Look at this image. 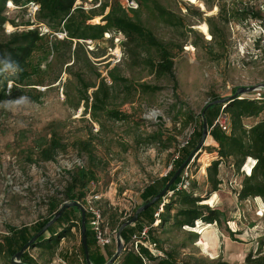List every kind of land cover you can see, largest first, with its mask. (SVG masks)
<instances>
[{"label": "rangeland", "instance_id": "rangeland-1", "mask_svg": "<svg viewBox=\"0 0 264 264\" xmlns=\"http://www.w3.org/2000/svg\"><path fill=\"white\" fill-rule=\"evenodd\" d=\"M101 1L77 0L76 7L90 11ZM157 1L184 22L175 27L162 20L152 4L139 7L143 24L173 49L175 88L170 77H158L125 54L121 33H106L92 43L82 40L85 45L78 53V62L73 54L75 42L72 46L56 44L55 27L36 18V25H44L43 32L47 31L29 66L30 80L35 83L30 87L35 88L32 93L39 99L34 101L11 91L0 100V242L2 236L9 234L10 226H33L47 218L51 214L52 198L58 202L66 200L63 192L71 181L70 174L81 167L92 173L86 198L98 196L97 204L105 212V223L111 228L112 213L117 220H128L142 203L144 188L172 169L178 147L186 143L193 131V125H183L179 110L189 108L198 115L214 95L224 98L233 95L239 87L264 83V19L241 16L238 12L246 8L264 18V0ZM223 6L230 16L226 24L221 17ZM6 12L10 21L0 28V41L15 30H24L30 22L27 10L12 8ZM209 17L223 31L216 39H212ZM101 22L102 16L89 20L93 24ZM114 67L119 75L138 84L159 85L162 89L155 93L139 92L125 102V94L117 92L109 108L128 114V119L118 121L102 114L96 121L90 110L85 111L84 103L74 107L77 83L73 73L82 70L88 81L98 82L97 74L108 78L109 70ZM13 72L8 69L2 78ZM108 82L111 83L110 79ZM13 85L9 81L8 90ZM262 93L264 89L244 96L259 98ZM221 117L225 118L226 114L222 113ZM262 117L263 114L249 118L245 123L251 125ZM159 131L163 133L162 139L153 140L151 136ZM53 137L59 138L64 148L55 160L44 161L40 158L41 147L47 146ZM79 140H92L94 165L77 147ZM217 156V152L203 149L190 163L189 183L183 189L194 190L196 195L206 198L200 203L219 210L222 225L197 220L195 227L181 228L173 225L171 217L165 231L159 228L154 232L164 253L172 251L189 264L218 261L244 264L250 253L264 252V201L260 197L240 201L235 192L249 173L247 165L254 162L248 159L240 172L222 164L219 174L222 183L217 191H212L206 168ZM175 196L172 193L163 202L168 204ZM80 202L86 208L85 200ZM177 207L179 204L172 207L171 216ZM158 211L166 209L161 204ZM80 215L81 211L77 216ZM80 227H73L72 234L60 237L51 249L46 245L51 234L44 233L43 247L30 249V255L38 264H68L65 261L68 253L78 248L82 239ZM205 227L206 234L201 232ZM193 233L198 234L196 242L192 241ZM261 245L263 248L259 249ZM110 247L116 249V241ZM9 260L7 254L0 255V264H8Z\"/></svg>", "mask_w": 264, "mask_h": 264}, {"label": "trees", "instance_id": "trees-1", "mask_svg": "<svg viewBox=\"0 0 264 264\" xmlns=\"http://www.w3.org/2000/svg\"><path fill=\"white\" fill-rule=\"evenodd\" d=\"M9 1L24 10L25 8L23 6L29 1L38 2L40 4V10L37 14L38 21L47 22L48 25L54 26V32L65 31L67 33L66 37L60 40L55 36L56 44L72 46L75 42L76 46L73 54L75 58L77 57L78 62V53L81 48L84 49L83 45H85L82 40H92L94 42L102 39L106 33H121L124 37L122 41L124 52L136 65L143 64L151 73H155L158 77H170L174 81V88L176 87L177 81L174 73L175 54L173 49L169 43L159 40L143 24L139 18V8L132 10L131 12L135 14L134 16H130L129 12L123 8L120 0H103L98 7L92 8L90 11L85 10L83 6L76 7L77 0H0V28H3L10 21L9 16L6 14V5ZM95 1L97 2L98 0ZM137 1L139 7L152 4V8L166 23L175 27L184 25L181 17L167 10L157 0ZM205 2L209 6L208 2ZM238 12L241 16L251 15L250 17L253 19H264L261 14L248 11L246 8ZM96 16H102V22L89 23V20ZM221 17L225 24L230 20L225 6H223L221 11ZM208 21L210 26H212V39H216L223 31L218 25L214 26L213 18L209 17ZM25 25H30V22H27ZM43 39L44 35L37 28H32L11 32L5 40L0 41V100L6 97L11 91L12 93L18 91L22 96H26L34 101L39 99L38 96L32 93L35 88L30 87L35 83H32L30 80L31 71L29 70V66L31 65L33 54L39 49ZM256 42L259 45V41ZM86 59L90 64V59L87 57ZM75 63L76 60L73 64ZM8 69L14 72L3 79L2 77ZM85 73L82 70L73 73L77 83V102L74 104V107L78 108L81 103H84L85 111L90 110L92 117L96 121H99L98 118L102 114H106L110 118L118 121L128 119V114L116 108H109L117 92L125 94V102L126 100L132 99L139 92L155 93L162 89L159 85L148 83L138 84L129 78L123 77L116 72V67L109 70L108 78H100V74H97L98 82L88 81ZM108 79H110L111 83L108 82ZM9 81H12L14 85L12 89L8 90L7 84ZM92 88L94 89L90 93L89 91ZM218 98L217 95H214L211 101ZM203 109L198 115L189 108L179 110L180 115L183 116V125L185 127L193 125V131L186 143L178 147V156L173 160L172 169L144 188L141 194L143 201L139 206L153 199L166 186L175 171L199 143L202 136ZM222 113L226 114V130L220 126L218 121ZM262 114L263 117L260 120L251 125H246L245 121L247 119L258 118ZM205 118L207 119L210 131V137L207 143L210 144L204 145L203 149L209 150L210 153L217 152L218 155L206 168L207 180L212 185V191H217L222 183V179L219 176L220 166L222 164L230 165L236 171L240 172L247 160L251 159L254 164L249 167L247 165L249 173L244 175L241 188L235 192L240 201L257 197L262 198L264 201V93L260 94L259 98H236L227 104L212 105L207 109ZM162 136L163 133L159 131L151 137L153 140L158 141L162 139ZM76 145L81 152L88 155L90 163L94 165L96 158L93 154L94 146L92 140H79ZM63 148L64 144L61 140L53 137L47 142V146L41 147L40 158L44 161L55 160L59 151ZM70 175L71 181L63 192L65 201H84L90 191L89 182L93 179L92 173L89 172V169L81 167L76 173ZM180 181L181 175L171 185L165 196L161 197L156 203L143 211L134 225H130L122 231L125 249L113 264H189L184 260L178 259L172 251L164 253L158 238L154 236L155 230L159 228H163L164 230L165 225L170 223L171 217L174 219L173 225L181 228L184 226L195 227L197 220H202L205 224L217 223L220 226L222 225L221 212L211 208L208 204L200 203L206 198L196 195L194 190L177 189ZM170 191H174L173 193L176 195L175 200L166 204L163 200L168 196ZM65 201L58 202L57 198L53 197L49 204L51 214L33 226H23L20 228L10 226L8 228L9 234L2 236V242H0V255H8L10 259L8 264H13L11 258L57 214L59 208ZM161 204L166 209L165 212L158 211ZM175 204H179V207H177L174 216H171L170 211ZM79 211L80 209L77 207L67 208L47 229L46 232L49 231L52 237L46 244L49 249L58 243L60 237L66 236L67 233L72 234L73 227L81 225V215L79 217L77 216ZM103 215L106 217L104 211ZM111 218L113 225L110 222L109 224L111 230L116 234L124 221L117 220L115 213L111 214ZM86 219L90 260L92 264H105L115 254L116 249L110 247L111 245L99 247L90 226L91 216L88 212ZM144 226L149 227V236L153 242H156L157 249L162 254H157L140 242L138 243V248L135 247V243L138 242L135 235ZM192 235V241L196 242L198 240V234L193 233ZM54 238H56L55 241ZM44 240L43 233L37 238L34 246L23 253L22 261L24 263L38 264L37 260L30 255V249L37 246L43 247ZM114 241L115 235L112 244ZM262 248L263 246L261 245L259 249ZM65 261L68 264H88L82 239L78 248H73L68 253ZM213 264L227 263L218 261ZM244 264H264V252L260 251L256 255L250 253Z\"/></svg>", "mask_w": 264, "mask_h": 264}, {"label": "water", "instance_id": "water-1", "mask_svg": "<svg viewBox=\"0 0 264 264\" xmlns=\"http://www.w3.org/2000/svg\"><path fill=\"white\" fill-rule=\"evenodd\" d=\"M264 89V83H259L257 85L253 86H245V87H239L235 93L231 96H227L224 98H218L216 100L210 101L206 104L205 108L203 109L202 116H203V124H202V136L197 144V146L191 151L189 156L186 158V160L179 166V168L175 171L174 175L171 177L169 182L166 184V186L150 201L147 203L139 206L137 210L135 211V214L133 217L129 218L128 220L124 221V223L120 226L118 231L115 234V241H116V251L115 254L112 256V258L106 262L105 264H113L119 256L122 254V252L125 249V244L122 239V231L130 226L134 225L138 219L140 214L145 211L147 208L152 206L154 203H156L161 197L165 196L169 188L171 187L172 184L176 181V179L181 175L182 171L184 170L185 167H187L190 162L195 160V158L199 155V153L202 151L203 146L206 145L208 138L210 137V131H209V126L207 119L205 118V113L207 109L215 104H227L236 98H243L245 97L244 95H250L251 93H254L258 90ZM69 207H77L81 211V238L86 254V260L88 264H92L90 260V252H89V247H88V242H87V210L81 204L80 201H65L61 207L59 208L57 214L38 232L36 233L20 250L18 253H16L12 258L11 261L13 264H26L22 261V255L23 253L28 250L29 248L34 246L35 241L37 238L45 233L47 229L63 214V212L69 208Z\"/></svg>", "mask_w": 264, "mask_h": 264}, {"label": "built area", "instance_id": "built-area-1", "mask_svg": "<svg viewBox=\"0 0 264 264\" xmlns=\"http://www.w3.org/2000/svg\"><path fill=\"white\" fill-rule=\"evenodd\" d=\"M123 8L130 12L132 10H136L139 8V3L137 0H120ZM10 1L8 2L7 10H10L12 8L20 9L21 7H18L16 5H9ZM25 10H27V15L30 18V25H26V28L24 29H32L37 28L39 29L40 33L42 35H45L46 32H43L46 28H42L43 26L36 25V18L37 14L40 10V4L35 1H29L24 6ZM8 15V13L6 12ZM43 24V23H41ZM39 27V28H38ZM43 29V30H42ZM16 31V30H15ZM53 35L58 36L59 38L66 37L67 33L65 31L61 32H53ZM89 43H92V40H88ZM220 126L226 130V120L224 117L219 118ZM189 165L184 168V170L181 173V181L177 185V189H182L186 186V184L189 183V172H188ZM174 191H170L168 195H171ZM98 196L88 197L85 198L86 203V210L91 216L90 220V226L91 229L94 232L96 243L99 247H106L110 246L113 241V237L115 235V232L111 230L109 225L105 223V217L103 215V211L101 207L97 204V198ZM158 215V214H157ZM135 237L138 239V242L135 243V247L138 248V243H143L144 245L148 246L152 251L156 252L157 254H162L161 251L157 249L156 242H153L149 236V227L144 226L141 231L138 232V234L135 235Z\"/></svg>", "mask_w": 264, "mask_h": 264}, {"label": "bare ground", "instance_id": "bare-ground-1", "mask_svg": "<svg viewBox=\"0 0 264 264\" xmlns=\"http://www.w3.org/2000/svg\"><path fill=\"white\" fill-rule=\"evenodd\" d=\"M9 5H13V3L10 1V4ZM211 200H208L207 203H210ZM205 231V234L207 233V230H206V227L203 229V231L201 232H204ZM203 241H201L202 243ZM207 244V243H206Z\"/></svg>", "mask_w": 264, "mask_h": 264}]
</instances>
